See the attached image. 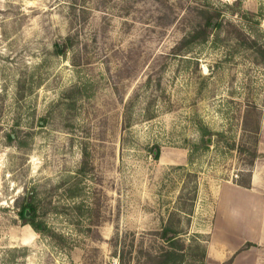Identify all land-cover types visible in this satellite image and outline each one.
<instances>
[{
  "label": "rangeland",
  "instance_id": "374dc122",
  "mask_svg": "<svg viewBox=\"0 0 264 264\" xmlns=\"http://www.w3.org/2000/svg\"><path fill=\"white\" fill-rule=\"evenodd\" d=\"M256 48L264 0H0V264H156L164 226L176 264H264L214 198L264 140Z\"/></svg>",
  "mask_w": 264,
  "mask_h": 264
},
{
  "label": "crops",
  "instance_id": "0c3cea01",
  "mask_svg": "<svg viewBox=\"0 0 264 264\" xmlns=\"http://www.w3.org/2000/svg\"><path fill=\"white\" fill-rule=\"evenodd\" d=\"M262 123V122H261ZM260 134L262 132V126L259 128ZM258 156L256 157L253 166L251 167L249 174V186L245 187L239 185L233 181H224L220 184V188L215 194V213H218V204L222 203L223 209V223L228 224V220L231 218V214L235 212L236 206L250 208L255 216V223L260 224V231H258L257 240L251 243L256 246L257 250L264 252V140L259 139L258 142ZM222 189H225L222 191ZM220 216V214H219ZM232 219V218H231ZM237 248H233L232 251ZM206 254H210L214 248L210 246V242H207L205 246ZM238 250V249H237ZM228 250L222 247V251L219 252L222 255H230L232 252L227 253ZM236 253V252H235ZM234 254V253H233ZM232 254V255H233Z\"/></svg>",
  "mask_w": 264,
  "mask_h": 264
},
{
  "label": "trees",
  "instance_id": "16d2710c",
  "mask_svg": "<svg viewBox=\"0 0 264 264\" xmlns=\"http://www.w3.org/2000/svg\"><path fill=\"white\" fill-rule=\"evenodd\" d=\"M214 16L212 15H207L204 19V24L199 27V29H195L193 31H191L187 36H185L180 43L175 47L173 52H181L182 50H184L185 48L191 46L193 43L196 42H203L205 41V39L208 36L209 33V26L212 22V18ZM63 46L66 47H70V43L69 45L67 44V46L65 45V43L63 44ZM67 47V48H68ZM257 52L259 53V55L261 56L262 60H264V49L262 48H256ZM57 52H61L60 46L57 45ZM62 54V52H61ZM259 130V124L255 127V132L258 133ZM9 140H12L13 137L11 135L8 136ZM159 154V150L158 147H156V155L158 156ZM257 157L256 155V151L252 152V157H251V161L250 164H253V160ZM82 164L84 166V164L86 163L85 161V155H83V160H82ZM239 185L248 187L249 186V179L247 182H237ZM28 211V215L29 217H25V212ZM35 211H36V207L34 205H31L30 203H26L25 205L22 206V212L20 213L22 218H23V222L24 224H30L33 228L39 230L40 229V225L37 224L34 220L33 217L35 215ZM178 232L171 229L170 227H162L161 231L159 232V235L161 238H163V240L167 243V248H164L158 255V261L156 264H176L179 260H182V256L180 254H183V250H184V245L179 242L176 238L175 235ZM249 246H253L252 243L250 242H245L244 243V247L243 249L249 247ZM202 254V258H205L206 256V250L205 247L202 249L201 251ZM232 261V258L229 259V263Z\"/></svg>",
  "mask_w": 264,
  "mask_h": 264
},
{
  "label": "water",
  "instance_id": "95a60500",
  "mask_svg": "<svg viewBox=\"0 0 264 264\" xmlns=\"http://www.w3.org/2000/svg\"><path fill=\"white\" fill-rule=\"evenodd\" d=\"M25 217H28V211L25 212ZM39 230H41V228Z\"/></svg>",
  "mask_w": 264,
  "mask_h": 264
},
{
  "label": "built area",
  "instance_id": "2783aa9c",
  "mask_svg": "<svg viewBox=\"0 0 264 264\" xmlns=\"http://www.w3.org/2000/svg\"><path fill=\"white\" fill-rule=\"evenodd\" d=\"M235 177H237V175H235Z\"/></svg>",
  "mask_w": 264,
  "mask_h": 264
},
{
  "label": "flooded vegetation",
  "instance_id": "af4514ba",
  "mask_svg": "<svg viewBox=\"0 0 264 264\" xmlns=\"http://www.w3.org/2000/svg\"><path fill=\"white\" fill-rule=\"evenodd\" d=\"M28 217H29V215H28Z\"/></svg>",
  "mask_w": 264,
  "mask_h": 264
}]
</instances>
